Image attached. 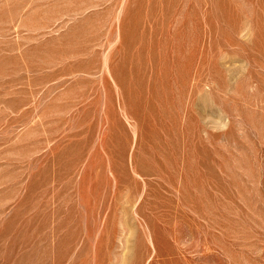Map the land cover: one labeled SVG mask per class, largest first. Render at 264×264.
<instances>
[{
  "label": "rangeland",
  "instance_id": "374dc122",
  "mask_svg": "<svg viewBox=\"0 0 264 264\" xmlns=\"http://www.w3.org/2000/svg\"><path fill=\"white\" fill-rule=\"evenodd\" d=\"M0 264H264V0H0Z\"/></svg>",
  "mask_w": 264,
  "mask_h": 264
}]
</instances>
